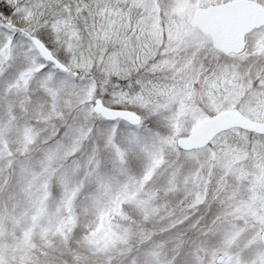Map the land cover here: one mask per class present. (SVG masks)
<instances>
[{"label": "snow or ice", "instance_id": "snow-or-ice-1", "mask_svg": "<svg viewBox=\"0 0 264 264\" xmlns=\"http://www.w3.org/2000/svg\"><path fill=\"white\" fill-rule=\"evenodd\" d=\"M0 264H264V0H0Z\"/></svg>", "mask_w": 264, "mask_h": 264}]
</instances>
